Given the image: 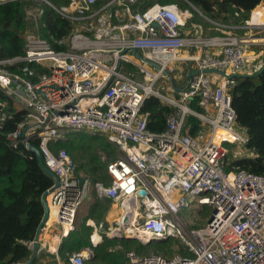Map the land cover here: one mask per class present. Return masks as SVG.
Returning <instances> with one entry per match:
<instances>
[{"label": "built area", "instance_id": "built-area-1", "mask_svg": "<svg viewBox=\"0 0 264 264\" xmlns=\"http://www.w3.org/2000/svg\"><path fill=\"white\" fill-rule=\"evenodd\" d=\"M10 1L15 0L0 3ZM32 1L45 2L71 25L68 35L56 42L62 50L27 30L24 55L0 59V92L24 112L5 139L28 151L27 145L37 140L44 165L57 177L46 197L49 211L38 251L58 259L62 239L83 217L93 190L116 211L104 231L102 224L86 220L94 233L106 237L122 231L143 244L177 242L170 256L126 251L127 264H264V175L228 161V154L253 157L236 122L230 92L236 83L233 75L261 67L264 50L255 52L250 46L264 24L244 21V27H253L242 37L230 32L208 37L191 10L176 3L68 0L57 8L46 0ZM35 10L40 19L42 10ZM177 63L193 64L179 83L174 79ZM19 64L18 72L8 68ZM162 79L163 91L157 87ZM150 96L170 108L159 133L146 128L147 114L141 112ZM5 105L0 99V128ZM188 117L200 126L194 135ZM218 130L230 139L216 140ZM73 131L102 136L116 149V157L105 163L107 185L77 175L64 148L52 150ZM196 205L210 207L202 223L198 212L189 213ZM92 254L91 248L72 253L68 264H83Z\"/></svg>", "mask_w": 264, "mask_h": 264}, {"label": "trees", "instance_id": "trees-1", "mask_svg": "<svg viewBox=\"0 0 264 264\" xmlns=\"http://www.w3.org/2000/svg\"><path fill=\"white\" fill-rule=\"evenodd\" d=\"M59 8L68 0H47ZM264 0H144L151 3H176L181 9H189L197 22L205 25L207 36H223L215 26L205 22L203 17L212 22L243 25L252 10ZM31 1L15 0L0 3V59H10L24 55V33L29 29L26 20V8L33 5ZM41 5V7H40ZM38 5L42 10L38 27L34 30L46 39L56 50L64 49L57 41L66 37L71 30L70 22L54 11L45 2ZM199 13H196L192 7ZM215 30V31H214ZM15 65L8 67L17 71ZM128 70L133 66L127 65ZM39 70V67H35ZM34 82L35 78H31ZM231 106L236 115V122L246 134V148L253 157H229V165L237 166L246 172L264 175V71L257 77L242 76L230 92ZM0 99L6 102V119L0 128V264H14L27 261L31 254L29 243L33 240L42 218L43 207L40 201L44 191L53 185L52 178L39 167L35 155L22 145L12 147L5 139L6 133L13 131L24 118V112L0 92ZM198 109V107H197ZM147 114L146 128L159 133L165 128V121L170 108L155 97H148L141 108ZM190 133L200 130L198 121L188 117ZM31 145L38 146L37 140ZM64 148L76 165V173L87 177L91 183L101 181L107 185L109 177L105 171L106 161L116 157V149L102 136H91L83 132H69L66 141H58L52 150ZM225 170L229 167L225 166ZM110 206L109 200H101L94 191L82 222L62 239L57 255L65 264L72 253L89 247L93 254L83 264H124L126 251H135L139 255L172 254V247L177 244L174 239L151 241L143 244L136 239H115L103 236L100 243L92 246L89 236L92 228L85 225L86 219L98 223L104 220Z\"/></svg>", "mask_w": 264, "mask_h": 264}, {"label": "crops", "instance_id": "crops-1", "mask_svg": "<svg viewBox=\"0 0 264 264\" xmlns=\"http://www.w3.org/2000/svg\"><path fill=\"white\" fill-rule=\"evenodd\" d=\"M252 11H253V13H252ZM252 11L250 12L248 19L245 20V21L250 20L251 23H256L257 21H260V23L264 24V16H263L264 1H262L259 5H257V7H255V9L252 10ZM205 22L210 25V28H213L215 26L216 27L215 30L216 31H221L223 33V35L228 33V32H230V33H232L234 35L241 36V37L243 35H246V33H248V28L249 27H253V25H251V24L247 25L249 27H244V24L236 26V25H232V24H228V23H219V22L215 23V22H212V21H210L208 19H205ZM197 24H199V23H197ZM201 26H202V30H203L202 33L205 36H207L206 34H207V31H209V27H208L207 30H205V28H204L205 25L204 26L201 25ZM263 33H259V34H255L254 35L255 38H258V41L255 42L254 44H252L250 47L252 49H254L255 52H260V51L264 50V42L261 40V37H263ZM208 37H210V36H208ZM260 59L262 60V57ZM182 65H185V70H183L184 67ZM261 66H262V64H261ZM176 67H177V71L175 72V78L174 79H175V81L177 83H179V82H182L184 80L182 78L181 73H184V75H186V73L188 71H191L193 69V64L192 63H190V64L189 63H177ZM164 86L167 87L166 84H164ZM101 200H104V199H101ZM88 205H87V207H88ZM111 207L112 206L110 204L109 209H108L107 213L105 214L104 220L96 223L92 219H89V218L88 219L91 220L93 222V225H95V226H97L98 224H102V226H103V230L102 231H104L106 229V227L109 225V223L116 216L115 211H113V208H111ZM88 219H86V220H88ZM86 220H85V225H87L86 224ZM88 226H90L92 228V226L90 224H88ZM90 236H92V238H93V241H90V238H89V241H90L91 245L92 246H96L98 243L101 242L103 234L98 235L97 233H94V230L92 228ZM106 237L112 238V236H106ZM86 248H89V247H86ZM86 248H84V249H86ZM84 249H82V250H84ZM57 257H58V259H55V256L53 254L47 253V252H45L43 250H39L38 254H37V257L35 259V262L33 264H65L63 261H61V259L59 258L58 255H57ZM124 264H126V260H125Z\"/></svg>", "mask_w": 264, "mask_h": 264}, {"label": "water", "instance_id": "water-1", "mask_svg": "<svg viewBox=\"0 0 264 264\" xmlns=\"http://www.w3.org/2000/svg\"><path fill=\"white\" fill-rule=\"evenodd\" d=\"M153 25L156 26V24H153ZM132 53L135 56L139 57V55H138L136 50H132ZM262 62H263L262 66L257 71H255L254 73H251V74H237V75H233V77L237 78V77H242V76H253V77L259 76L264 71V51H263V54H262ZM194 72L195 71H192V73L189 74V77ZM207 72H211V70H208ZM221 74H224V73H221ZM168 79H170V82L172 84H174V81H173V79L171 77H168ZM176 90L179 91V90H181V88H176ZM24 132H25V130L23 131V134H24ZM27 146H28L27 148L35 155L36 161H37L39 167L41 168V170L44 171L47 175H49L52 178L53 185L49 189L44 191L42 193V195H41V198H40V201H41V204H42V207H43V214H42V218H41V220L39 222V225H38V227L36 229V232H35V235L33 237V240L28 245L30 250H31V254H30L29 258L27 259V261L22 262V263H14V264H33L35 262V259H36L37 254H38V237H39L40 228L42 227V225L44 224V222L47 220V217H48V211L49 210H48V206H47L46 197L49 194V192L57 185V177L55 176L54 173H52L51 171H49L46 168V166L43 163V160H42V157H41V154H40L39 150L36 147H34L33 145H31V144H28ZM139 194L142 195V194H144V192L140 191ZM112 238H115V239H136L133 236L125 235L124 232H122V231L119 233L118 236L114 235V236H112ZM157 241H164V239L157 240ZM147 243H149V242H144V244H147Z\"/></svg>", "mask_w": 264, "mask_h": 264}, {"label": "rangeland", "instance_id": "rangeland-1", "mask_svg": "<svg viewBox=\"0 0 264 264\" xmlns=\"http://www.w3.org/2000/svg\"><path fill=\"white\" fill-rule=\"evenodd\" d=\"M29 1H32V0H29ZM31 3H34V4L33 5H28V7L26 8V12H27L26 20H27V22L29 24H31V26H29L28 32L34 33L35 32L34 30L38 27V24H39V18L37 16V11L35 9L36 8H39L38 5H40L41 2L40 1L39 2H33L32 1ZM40 7H41V5H40ZM197 23L201 24L202 22H197ZM253 33L254 32L252 31V34ZM182 66L184 67L183 70H185V65H182ZM251 73H254V71H252ZM181 75H182V78L185 79L184 73H181ZM164 80L167 81V82H170V79H168L166 77L164 78ZM162 81H163V79L159 81V83L157 84V87H159V84H161ZM162 88L159 87L158 89L161 90V91H163ZM17 108L20 109V107L18 105H17ZM241 132H242V134H245L244 129H242ZM225 145L228 146V143H225ZM229 146L231 148H233L234 150H241L242 149V147L240 145H229ZM228 156L230 157V154H228ZM189 211H190L189 213H191L192 215H196L197 212H198L197 216H198V219L200 220L199 223H202V220H201L202 219V216H204V214L207 217L209 216V214H210V207L208 205H196V206L191 207L189 209ZM115 213H116V211H115ZM186 213H187V210L184 212V214H186ZM85 214H86V210H85V212L83 214V217L80 220H78L75 225H77L79 222H82L83 221V219L85 217ZM175 247H176V245H174L172 247V251H173L172 254L175 253V251H176V248ZM158 254H160V253H158ZM161 255H163V254H161ZM170 255H165L164 254V256H170Z\"/></svg>", "mask_w": 264, "mask_h": 264}, {"label": "bare ground", "instance_id": "bare-ground-1", "mask_svg": "<svg viewBox=\"0 0 264 264\" xmlns=\"http://www.w3.org/2000/svg\"><path fill=\"white\" fill-rule=\"evenodd\" d=\"M263 16H264V11H263ZM262 24H263V23H262ZM214 138H215L216 140L225 139V138L230 139V136L227 135L225 132L218 130V131L215 133ZM126 233H131V231H127Z\"/></svg>", "mask_w": 264, "mask_h": 264}]
</instances>
